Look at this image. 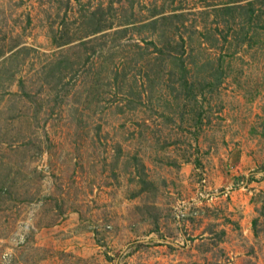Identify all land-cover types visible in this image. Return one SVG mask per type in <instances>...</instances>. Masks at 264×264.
Listing matches in <instances>:
<instances>
[{
  "label": "rangeland",
  "instance_id": "374dc122",
  "mask_svg": "<svg viewBox=\"0 0 264 264\" xmlns=\"http://www.w3.org/2000/svg\"><path fill=\"white\" fill-rule=\"evenodd\" d=\"M0 264H264V0H0Z\"/></svg>",
  "mask_w": 264,
  "mask_h": 264
}]
</instances>
